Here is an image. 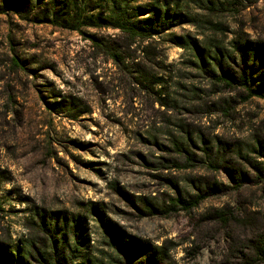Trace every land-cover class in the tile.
Instances as JSON below:
<instances>
[{"label":"rangeland","instance_id":"obj_1","mask_svg":"<svg viewBox=\"0 0 264 264\" xmlns=\"http://www.w3.org/2000/svg\"><path fill=\"white\" fill-rule=\"evenodd\" d=\"M252 60L264 0H0V251L264 264V98L218 79Z\"/></svg>","mask_w":264,"mask_h":264},{"label":"trees","instance_id":"obj_2","mask_svg":"<svg viewBox=\"0 0 264 264\" xmlns=\"http://www.w3.org/2000/svg\"><path fill=\"white\" fill-rule=\"evenodd\" d=\"M154 22V19H147L135 24H129L127 27V24L121 23L120 20H117L116 25L124 30L141 34L144 31L153 32L152 26L154 25ZM161 23H165V20H162ZM253 61L254 60H252L250 64H248L247 61H244V65L240 67L235 75H231L230 72H225L224 75L218 77V79L229 87L241 86L245 88L249 97L260 96L264 98L263 83L258 86L257 89H254L256 82L253 77ZM219 64L222 66L221 62H219ZM198 199L194 202H186L178 199V202L185 207L189 206L190 208L194 205H198L203 197H198ZM39 229L44 233L43 235L45 238L43 243H46V248L37 247V241L32 240L28 255L25 259L20 256L9 254L8 251H3L1 249L0 264H34L32 261L33 257H38L41 260L39 262L40 264H62L66 260L68 243L65 237H60L62 232L59 226L53 222L41 223ZM123 251L124 250H121V252ZM128 253L133 254L132 250H129ZM139 264L145 263L139 262ZM148 264H150V261H148Z\"/></svg>","mask_w":264,"mask_h":264}]
</instances>
